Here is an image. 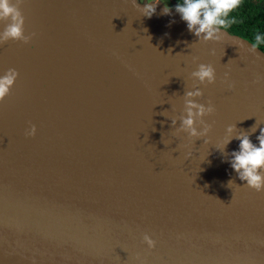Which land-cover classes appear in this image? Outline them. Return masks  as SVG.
<instances>
[{
    "label": "water",
    "instance_id": "95a60500",
    "mask_svg": "<svg viewBox=\"0 0 264 264\" xmlns=\"http://www.w3.org/2000/svg\"><path fill=\"white\" fill-rule=\"evenodd\" d=\"M18 7L29 41L0 43V74L18 73L0 101V264H264V191L229 165L235 136L264 128V52L198 39L163 3ZM189 100L214 109L197 137Z\"/></svg>",
    "mask_w": 264,
    "mask_h": 264
},
{
    "label": "clouds",
    "instance_id": "9594fccd",
    "mask_svg": "<svg viewBox=\"0 0 264 264\" xmlns=\"http://www.w3.org/2000/svg\"><path fill=\"white\" fill-rule=\"evenodd\" d=\"M19 2L20 0H0V22H7L0 31V43L8 40L25 43L29 41V37L24 34V17L18 7ZM133 3L147 18H151L156 13L157 5L163 3L161 14L170 15L174 11L185 23L187 30L198 39L218 42L222 30L235 23V17L231 14L241 6L242 0H177L175 5H171L169 0H133ZM240 35L237 33L235 37L239 38ZM244 41H247L253 50L264 51V27L257 29L251 38L244 36L241 42ZM192 75L200 82L209 84L214 83L216 78L213 66L203 63L198 65ZM17 78L18 73L15 69H8L0 74V101L10 94ZM194 95L198 96L201 93L199 90L187 93L189 97ZM187 104V115L182 119V129L192 137L203 135L208 131V127H205L203 132H198L195 127L196 118L212 113L213 107L196 104L191 100ZM233 131L234 127L229 126L228 136L217 146L221 151L231 141ZM35 133V126L26 131L28 136H34ZM235 139L239 142L238 149L231 153L230 167L243 182V186L258 192L264 191V128L260 129L256 137L258 143H253L246 134H238ZM231 184L233 181L229 180L228 186ZM143 240L149 249L155 247V242L148 235H145Z\"/></svg>",
    "mask_w": 264,
    "mask_h": 264
},
{
    "label": "trees",
    "instance_id": "16d2710c",
    "mask_svg": "<svg viewBox=\"0 0 264 264\" xmlns=\"http://www.w3.org/2000/svg\"><path fill=\"white\" fill-rule=\"evenodd\" d=\"M231 15L235 23L226 30L251 38L257 29L264 27V0H242L241 6Z\"/></svg>",
    "mask_w": 264,
    "mask_h": 264
},
{
    "label": "rangeland",
    "instance_id": "374dc122",
    "mask_svg": "<svg viewBox=\"0 0 264 264\" xmlns=\"http://www.w3.org/2000/svg\"><path fill=\"white\" fill-rule=\"evenodd\" d=\"M174 1H175V0H173V1L170 0L169 2H170L171 5H175V4H176V3H175L176 1H175V2H174Z\"/></svg>",
    "mask_w": 264,
    "mask_h": 264
},
{
    "label": "flooded vegetation",
    "instance_id": "af4514ba",
    "mask_svg": "<svg viewBox=\"0 0 264 264\" xmlns=\"http://www.w3.org/2000/svg\"><path fill=\"white\" fill-rule=\"evenodd\" d=\"M169 1H170V0H169ZM171 1H173V0H171ZM175 1H176V2H175ZM175 1H174V2L177 3V0H175Z\"/></svg>",
    "mask_w": 264,
    "mask_h": 264
}]
</instances>
